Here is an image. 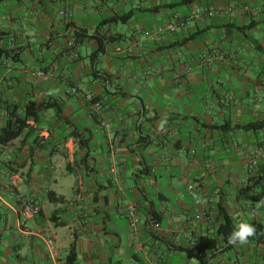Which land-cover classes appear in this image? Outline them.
I'll return each mask as SVG.
<instances>
[{"label": "crops", "instance_id": "obj_1", "mask_svg": "<svg viewBox=\"0 0 264 264\" xmlns=\"http://www.w3.org/2000/svg\"><path fill=\"white\" fill-rule=\"evenodd\" d=\"M261 5L0 0V128L59 106L0 146V264H50L46 239L58 264H264V13L242 11Z\"/></svg>", "mask_w": 264, "mask_h": 264}, {"label": "built area", "instance_id": "obj_2", "mask_svg": "<svg viewBox=\"0 0 264 264\" xmlns=\"http://www.w3.org/2000/svg\"><path fill=\"white\" fill-rule=\"evenodd\" d=\"M242 11L246 14H251L253 16H257L261 13H264V5L256 6L253 8H249V7L245 6L242 9ZM194 13L197 15H203V16H206L208 18H212L213 16L216 15L217 10L213 7H210V6L207 7V6L198 5V6H196ZM60 14L63 15V12H61ZM179 26H181V24H178V25L169 24L165 27L158 28L156 30V32H158V33H162L163 31L175 32ZM85 97H86V100L90 103V107L92 108V110L96 114H100L102 107H101V104L99 103V101H95V96L92 93H89ZM2 156H3V153H2V150L0 148V160H1ZM191 188H192V186H189L190 190H191ZM39 213H40V208L32 200L25 199L21 202V204H20V215H21V222L22 223L26 222L27 220H29L31 218L38 216ZM125 214H126V217L128 219V222H129L128 223L129 227L134 228L137 224V221H138L136 204L135 203H129L125 208ZM46 244H47L48 250H49L50 264H58L57 260L55 258L52 240L46 239Z\"/></svg>", "mask_w": 264, "mask_h": 264}, {"label": "trees", "instance_id": "obj_3", "mask_svg": "<svg viewBox=\"0 0 264 264\" xmlns=\"http://www.w3.org/2000/svg\"><path fill=\"white\" fill-rule=\"evenodd\" d=\"M194 0H184L185 4L191 3ZM129 15L123 16L124 19H128ZM122 18V17H121ZM99 47L93 54V56H96L101 51V41H98ZM95 101H98L97 98H95ZM55 107L57 111H59V106H57L53 101H48L46 103H41L39 105L34 104H28L25 107V118L23 120L20 119H9L7 120L3 126L0 128V146H5L9 142L13 141L17 137L20 136L22 131L27 127L26 120L31 119L32 121L36 122L38 119V114L43 109H47L48 107ZM262 124H254L250 126L251 129H257L260 128ZM60 201V200H57ZM76 258L74 253L73 246L70 247V252L67 257V263L66 264H75Z\"/></svg>", "mask_w": 264, "mask_h": 264}, {"label": "clouds", "instance_id": "obj_4", "mask_svg": "<svg viewBox=\"0 0 264 264\" xmlns=\"http://www.w3.org/2000/svg\"><path fill=\"white\" fill-rule=\"evenodd\" d=\"M167 123L166 118L160 121L159 127L161 130L165 127ZM193 199L197 204H206V198H202L196 192H192ZM264 205V200H261L256 204L257 208ZM255 227L251 223L241 222L239 223L235 230L228 236L227 244L228 245H246L249 242V238L255 235ZM195 264V261H194Z\"/></svg>", "mask_w": 264, "mask_h": 264}]
</instances>
